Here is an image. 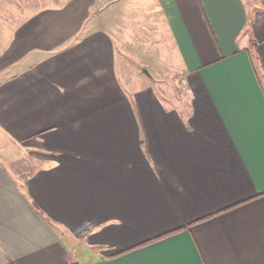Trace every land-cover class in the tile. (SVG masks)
<instances>
[{"label":"crops","instance_id":"0c3cea01","mask_svg":"<svg viewBox=\"0 0 264 264\" xmlns=\"http://www.w3.org/2000/svg\"><path fill=\"white\" fill-rule=\"evenodd\" d=\"M103 1L0 0V264H264V0H158L180 106Z\"/></svg>","mask_w":264,"mask_h":264},{"label":"rangeland","instance_id":"374dc122","mask_svg":"<svg viewBox=\"0 0 264 264\" xmlns=\"http://www.w3.org/2000/svg\"><path fill=\"white\" fill-rule=\"evenodd\" d=\"M114 5L111 6L114 13L110 14L108 20L106 16L109 13L106 15V11L99 9V15L106 17L102 23L108 29L109 21L111 28L118 32L119 74L124 73L136 86L155 87L169 105L180 106L189 102L190 93L182 68L184 61L158 0H120L116 8ZM29 157L20 154L17 161L20 163L19 172L25 170L26 164L30 165L27 161Z\"/></svg>","mask_w":264,"mask_h":264},{"label":"water","instance_id":"95a60500","mask_svg":"<svg viewBox=\"0 0 264 264\" xmlns=\"http://www.w3.org/2000/svg\"><path fill=\"white\" fill-rule=\"evenodd\" d=\"M145 72L149 73V71H148V70H145Z\"/></svg>","mask_w":264,"mask_h":264},{"label":"trees","instance_id":"16d2710c","mask_svg":"<svg viewBox=\"0 0 264 264\" xmlns=\"http://www.w3.org/2000/svg\"><path fill=\"white\" fill-rule=\"evenodd\" d=\"M161 237H163V236H161ZM161 237H160V238H161Z\"/></svg>","mask_w":264,"mask_h":264}]
</instances>
